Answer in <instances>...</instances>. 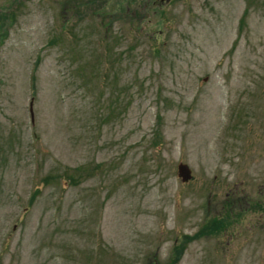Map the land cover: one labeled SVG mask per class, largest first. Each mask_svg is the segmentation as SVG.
<instances>
[{"label": "rangeland", "instance_id": "1", "mask_svg": "<svg viewBox=\"0 0 264 264\" xmlns=\"http://www.w3.org/2000/svg\"><path fill=\"white\" fill-rule=\"evenodd\" d=\"M0 264H264V0H0Z\"/></svg>", "mask_w": 264, "mask_h": 264}, {"label": "water", "instance_id": "2", "mask_svg": "<svg viewBox=\"0 0 264 264\" xmlns=\"http://www.w3.org/2000/svg\"><path fill=\"white\" fill-rule=\"evenodd\" d=\"M168 1V0H166ZM29 112H31V109L29 108ZM177 175L180 177L181 181H187L190 178V170L188 169V167L183 164V163H179L177 165Z\"/></svg>", "mask_w": 264, "mask_h": 264}]
</instances>
